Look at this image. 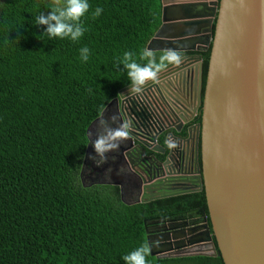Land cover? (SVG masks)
Listing matches in <instances>:
<instances>
[{
	"label": "trees",
	"instance_id": "1",
	"mask_svg": "<svg viewBox=\"0 0 264 264\" xmlns=\"http://www.w3.org/2000/svg\"><path fill=\"white\" fill-rule=\"evenodd\" d=\"M52 2L0 0V264H124L123 255L147 244L148 220L207 214L203 191L125 204L117 187L81 178L88 128L130 85L117 60L147 47L161 25V0H88L87 31L76 42L38 36L44 26L33 18ZM201 56L202 97L209 51ZM199 123L200 114L191 125ZM146 261L223 264L218 256Z\"/></svg>",
	"mask_w": 264,
	"mask_h": 264
},
{
	"label": "water",
	"instance_id": "2",
	"mask_svg": "<svg viewBox=\"0 0 264 264\" xmlns=\"http://www.w3.org/2000/svg\"><path fill=\"white\" fill-rule=\"evenodd\" d=\"M161 4V25L146 48L178 50L181 62L164 67L139 92L121 89L103 112L115 105L119 123L129 124L118 148L124 162L116 158L113 166H126L141 197L122 202L203 191L207 214L194 210L145 222L149 254L264 264V0ZM198 112L200 123L191 125ZM171 139L177 148L168 147ZM148 223L163 228L148 231Z\"/></svg>",
	"mask_w": 264,
	"mask_h": 264
},
{
	"label": "clouds",
	"instance_id": "3",
	"mask_svg": "<svg viewBox=\"0 0 264 264\" xmlns=\"http://www.w3.org/2000/svg\"><path fill=\"white\" fill-rule=\"evenodd\" d=\"M50 11L47 15L43 13L33 18V25L44 26V30L38 35L46 37L48 40L68 39L69 41H78L87 28L84 26L82 17L88 13V0H53L49 4ZM102 12L100 7H96L91 13V17L95 19ZM79 59L81 62H87L89 59V49L81 47L79 50ZM183 53L178 50H165L159 56L149 49L141 48L137 52L125 51L118 58L117 64L122 65V71L130 83L133 92H139L141 87L148 81L155 82L158 73L169 64H179ZM104 106L99 109L100 119L98 125L103 129L102 133L96 135L95 139L89 137V143L92 144L95 157H99V166L106 159V153L116 151L120 146V142L127 139L129 136V124L121 123L117 127H110L109 122L115 123L116 114L111 115L108 119L103 118ZM167 143V142H166ZM173 144H168V147H173ZM95 157H92L93 159ZM94 162L96 163L95 159ZM150 252L147 244H141L139 247L130 251L121 257L124 264H147L146 257Z\"/></svg>",
	"mask_w": 264,
	"mask_h": 264
},
{
	"label": "flooded vegetation",
	"instance_id": "4",
	"mask_svg": "<svg viewBox=\"0 0 264 264\" xmlns=\"http://www.w3.org/2000/svg\"><path fill=\"white\" fill-rule=\"evenodd\" d=\"M109 113L108 114H115L116 113V110H115V105H112L109 109H108ZM199 114V113H198ZM198 114L195 116L198 117ZM104 118V117H103ZM119 121L118 119H116L115 123H112V122H109V126L111 127H117L119 126ZM195 125V124H194ZM99 130L101 132V130L103 131V129L101 127H99L98 125V121L93 125L91 126L90 130H89V134L91 135V137L93 139L96 138V135L99 134ZM170 143L173 144V149L174 147L177 148V142L174 141V139H171L170 140ZM92 151L91 153L88 155L89 159H87L88 163L86 164V167H84V171L82 173V181L83 183H87L88 185H92V184H112V185H115L116 183L122 181L121 179H118V180H115L114 178L110 177V175L108 174V172L105 170L104 168V164L106 163V160L105 162L102 164H100L103 169H99L97 167L96 164L99 163V157H95L96 154L94 152V149L93 147L91 148ZM112 156L115 155L116 158L118 159V161L120 162H124L123 161V158H122V154H120V158L117 157L119 155L118 153V150L116 151H112ZM106 156H110L109 152L106 153ZM92 157H95V161L96 163L94 162V159ZM176 162V161H175ZM174 164V163H173ZM99 165V166H100ZM120 166L122 169H124L125 171V174H126V179H124V181H127V182H130L132 183V185H134V187L132 188L130 194L128 195L127 199L130 201V202H135L137 201L141 195L137 189V180L135 179V177L131 176L128 172H127V169H126V166L123 164V163H120ZM174 166V165H173ZM176 167V166H175ZM130 185V184H129ZM187 188H191L190 186H188ZM124 197V196H123ZM124 200H127L125 198H123ZM128 203V202H127ZM156 220V219H155ZM162 226L161 225H152L150 226V224L148 223L147 224V230L148 231H151L153 230V232H157V231H160L162 230Z\"/></svg>",
	"mask_w": 264,
	"mask_h": 264
},
{
	"label": "crops",
	"instance_id": "5",
	"mask_svg": "<svg viewBox=\"0 0 264 264\" xmlns=\"http://www.w3.org/2000/svg\"><path fill=\"white\" fill-rule=\"evenodd\" d=\"M109 113V111H107L104 115H103V117H104V119H108V117H110L111 116V114H108ZM111 127H112V125H111ZM99 133H102V130H101V132H100V130H99ZM89 137H91V135L89 134ZM92 138V137H91ZM93 139V138H92ZM91 148H92V146H91ZM89 149V154L91 153V151H92V149ZM88 154V155H89ZM109 154H110V156H106V163L104 164V168H105V170L108 172V174L110 175V177H112V178H114L115 180H118V179H121L122 181H120V182H118V183H116L115 185H112V184H110V185H112V186H114V187H117L118 188V190H119V194H120V197H121V200L123 199V198H125V199H127V197H128V195L130 194V192H131V190H132V188L134 187V185H132V183H130V182H127V181H124V179H126L125 177H126V174H125V171H124V169H122L121 168V166H119L118 168H116L115 166H113L115 163H116V156H112L111 154H112V152H109ZM88 155H87V157H88ZM86 157V158H87ZM88 159H89V157H88ZM100 159V158H99ZM103 165V164H102ZM101 166V165H100ZM99 166V167H100ZM98 167V166H97ZM130 184V185H129ZM122 193H121V192ZM124 196V197H123ZM124 200V199H123ZM126 203L128 202V203H132V202H130L128 199L127 200H124ZM196 220V218H192V219H190V220H186V221H183V222H185V223H188V222H191V221H195ZM174 226V225H173Z\"/></svg>",
	"mask_w": 264,
	"mask_h": 264
},
{
	"label": "rangeland",
	"instance_id": "6",
	"mask_svg": "<svg viewBox=\"0 0 264 264\" xmlns=\"http://www.w3.org/2000/svg\"><path fill=\"white\" fill-rule=\"evenodd\" d=\"M87 159H88V157H87ZM86 164V163H85Z\"/></svg>",
	"mask_w": 264,
	"mask_h": 264
},
{
	"label": "built area",
	"instance_id": "7",
	"mask_svg": "<svg viewBox=\"0 0 264 264\" xmlns=\"http://www.w3.org/2000/svg\"><path fill=\"white\" fill-rule=\"evenodd\" d=\"M197 115V114H196ZM196 125V124H195Z\"/></svg>",
	"mask_w": 264,
	"mask_h": 264
}]
</instances>
